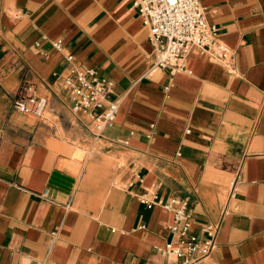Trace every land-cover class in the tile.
<instances>
[{"label": "crops", "instance_id": "1", "mask_svg": "<svg viewBox=\"0 0 264 264\" xmlns=\"http://www.w3.org/2000/svg\"><path fill=\"white\" fill-rule=\"evenodd\" d=\"M132 3L0 0V264H181L157 250L172 212L142 194L185 200L200 239L220 222L198 264H264V0H201L231 60L194 49L173 73ZM72 67L112 83L100 133L72 111ZM24 83L43 116L14 107Z\"/></svg>", "mask_w": 264, "mask_h": 264}, {"label": "built area", "instance_id": "2", "mask_svg": "<svg viewBox=\"0 0 264 264\" xmlns=\"http://www.w3.org/2000/svg\"><path fill=\"white\" fill-rule=\"evenodd\" d=\"M142 25L148 30V39L155 56L154 67L176 70L185 69L187 55L194 49L208 58L228 63L232 50L218 40L217 28L208 24L201 0H133ZM40 46V43L36 44ZM56 49H62V40L53 42ZM72 61L73 56L67 57ZM64 85L70 90L75 114L86 116L93 122L96 133L110 126L117 115L119 103L108 99L111 81L94 69L80 70L72 67L64 77ZM14 107L24 113L41 117L47 108L46 98L37 94L34 85L24 83L15 99ZM140 195V202L148 209L158 204L172 212L173 221L168 227L172 240L162 248V255L173 256L181 264H198L217 248V234L220 222L206 223L202 239L191 231V216L185 200L169 198L162 200L153 194V200Z\"/></svg>", "mask_w": 264, "mask_h": 264}]
</instances>
